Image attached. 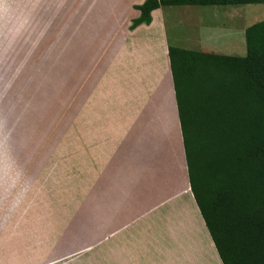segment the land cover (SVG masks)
Wrapping results in <instances>:
<instances>
[{
	"label": "crops",
	"instance_id": "1",
	"mask_svg": "<svg viewBox=\"0 0 264 264\" xmlns=\"http://www.w3.org/2000/svg\"><path fill=\"white\" fill-rule=\"evenodd\" d=\"M52 1L60 25H44L35 44L52 46L51 51L72 61L94 62L97 79L91 87L82 79L83 93L131 92L141 110L132 116L69 118L66 145L53 159L56 169L60 167L56 184L65 196L52 198L49 211L43 209L47 202L42 196L26 199L22 230L5 236L7 241L1 236L0 264H74L75 252L89 250L96 251L93 264H222L190 190L164 6L151 12L148 25L131 29L139 16L135 6L144 0ZM192 26L193 32L177 39L181 48L243 56L233 51L234 41L232 51L211 47L227 36L242 40L248 26L230 30L199 19ZM160 101L163 106L156 104ZM92 102L84 99L79 105L86 108ZM115 103L116 110L122 108L120 101ZM153 110L159 115L151 117ZM5 158L25 184L21 171L13 168L7 154ZM64 198L70 200V212L59 213L52 204L59 206ZM43 222L48 226L43 228ZM75 222L89 243L76 251L68 245L59 249V233L64 228L67 236Z\"/></svg>",
	"mask_w": 264,
	"mask_h": 264
},
{
	"label": "rangeland",
	"instance_id": "2",
	"mask_svg": "<svg viewBox=\"0 0 264 264\" xmlns=\"http://www.w3.org/2000/svg\"><path fill=\"white\" fill-rule=\"evenodd\" d=\"M51 1L0 0V244L5 242V236H13L18 230H22L21 221L26 215L25 201L28 197L42 196L47 202L43 209L49 211L52 198L64 195L56 184L60 167L56 169L53 159L66 145L65 136L71 127L68 124L69 118L132 116L139 115L141 110L135 94L131 92L83 93L86 90H81L82 79H85L89 87L97 79L94 62L72 61L67 59L69 55L65 53L61 56L56 50L51 51L52 46L35 44L38 31L44 25L51 26L54 21L59 24L56 6ZM163 10L169 44L177 47L182 46L177 39L185 33L193 32L192 25L197 24L198 19L202 23L230 30L264 19V3L203 7L171 5L164 6ZM233 41L236 46L233 51L245 55L244 37L239 40L237 36H227L223 41H216L211 48L215 52L232 51L230 47ZM131 68L132 66L129 69ZM169 94L167 91L166 96ZM153 98L159 101L158 96ZM84 99L93 100L90 107H80L79 103ZM164 99H168L165 103L169 104L170 98ZM108 100L114 101V105L116 101H120L122 108L116 110ZM147 101L148 105L153 104L155 108L152 99ZM156 104L164 105L161 101ZM149 115L155 117L159 114L153 110ZM5 154L13 168L21 171L25 184L23 180L22 185L17 172L10 171L8 160L2 159ZM68 201L70 200L64 198L63 203L58 204L59 206L52 204V208H57L59 213L61 210L68 213ZM76 222L73 228L72 225L68 228L70 232L67 236L64 228L59 233V249L68 245L76 251L89 243ZM42 225L43 228L48 226L44 222ZM43 231L45 230L42 233ZM45 243L47 241L43 238V244ZM73 260L74 264L96 263V251L75 252Z\"/></svg>",
	"mask_w": 264,
	"mask_h": 264
},
{
	"label": "trees",
	"instance_id": "3",
	"mask_svg": "<svg viewBox=\"0 0 264 264\" xmlns=\"http://www.w3.org/2000/svg\"><path fill=\"white\" fill-rule=\"evenodd\" d=\"M264 0H144L130 28L171 5ZM246 54L168 45L190 190L222 264H264V19L245 29Z\"/></svg>",
	"mask_w": 264,
	"mask_h": 264
}]
</instances>
